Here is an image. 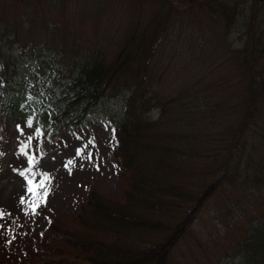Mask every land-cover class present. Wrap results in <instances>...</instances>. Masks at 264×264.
Masks as SVG:
<instances>
[{
	"label": "trees",
	"instance_id": "obj_1",
	"mask_svg": "<svg viewBox=\"0 0 264 264\" xmlns=\"http://www.w3.org/2000/svg\"><path fill=\"white\" fill-rule=\"evenodd\" d=\"M67 1L0 0V11L14 9L11 18L0 15V120L23 98L14 85L17 56L6 43L11 38L22 43L18 37L47 27L38 41L50 62L23 79L24 90L36 95L24 105L25 117L35 115L57 134L83 125L100 101L121 96L113 151L127 186L113 199L90 190L69 224L58 215L51 219L43 241L51 255L36 264H264V2L194 0L191 5L204 15L202 27L225 33L226 47L234 57L244 56L243 71H250L240 93L245 105L232 108L236 124L223 139L227 158L196 151L210 138L205 126H213L219 108L207 106L203 87L178 85L171 98H157L158 67L174 56L175 48H169L187 31L182 24H195V18L181 21L183 6L154 0L161 8L145 23L128 25L117 49L105 55L89 48L77 31L49 23ZM79 3L74 9L84 17ZM234 33L247 35L246 45H230ZM182 66L187 73V63ZM155 108L157 119L150 116ZM254 132L257 142L246 150V134ZM198 157L206 158L203 171L188 170L186 161Z\"/></svg>",
	"mask_w": 264,
	"mask_h": 264
},
{
	"label": "rangeland",
	"instance_id": "obj_2",
	"mask_svg": "<svg viewBox=\"0 0 264 264\" xmlns=\"http://www.w3.org/2000/svg\"><path fill=\"white\" fill-rule=\"evenodd\" d=\"M77 2H80L84 17L74 9ZM177 3L183 6L181 21L187 24L188 18H195V24L190 23L189 27L182 24L187 31H182L184 35L179 37V42L177 37L169 48L170 51L175 48L176 53L174 50V56L170 60L164 59L162 66L158 67L157 74L162 75V83L156 86L157 98H171L179 89L178 85L203 87L207 106L217 104L219 108L213 118V126H205L210 138L196 151L202 156L217 153L228 158L230 150L223 146V139L230 137L227 132L236 124L232 108L245 105V97L242 99L240 93L250 71H243L246 68L245 57H234L233 51L226 47L223 31L202 27L205 25L201 23L204 15L196 12L195 5L191 7L196 1L175 0ZM3 8L0 15L11 18L14 9ZM159 8L161 6L155 5L154 0H68L58 13L49 16L51 22H48L58 21L61 27L77 31L78 35L89 40V48H97L106 55L117 49L119 38L124 37L128 25H135L138 20L145 23ZM34 23L37 26L41 24L37 19ZM17 28L20 35L24 33ZM45 28H39L34 35L18 37L25 40L23 48L20 45L24 40L21 43L11 38L10 43H6V50L17 56L18 77L14 85L18 83L16 93L23 98L0 120V213H3L0 215V264H36L46 260L51 253L43 250V241L51 219L58 215L69 224L90 190L113 199L118 198L127 186L113 151L114 128L119 123L124 105L121 96L100 101L83 125L63 129L57 134L44 129L35 115L25 117L29 110H25L24 105L36 95L24 90L23 79L35 67L46 68L50 62L47 52L40 51L42 42L38 41L46 35ZM229 39L230 45L243 44L244 41L246 45L248 42L247 35L242 37L235 33ZM167 45H162L159 51ZM175 61L176 65L171 66L170 62ZM184 62L188 65L187 73L182 69ZM158 115L159 108L150 113L153 119ZM255 135L256 132L246 134V150L251 148L254 140L257 142L252 138ZM218 146L222 150H215ZM205 159L190 158L186 161L190 165L188 170L202 172V167L207 164ZM179 179L186 178L181 176ZM210 225L211 222L206 224L205 229ZM226 261L223 264H230Z\"/></svg>",
	"mask_w": 264,
	"mask_h": 264
},
{
	"label": "snow or ice",
	"instance_id": "obj_3",
	"mask_svg": "<svg viewBox=\"0 0 264 264\" xmlns=\"http://www.w3.org/2000/svg\"><path fill=\"white\" fill-rule=\"evenodd\" d=\"M21 174H23V173H21ZM30 191H31V189H29ZM0 215H3V213H0Z\"/></svg>",
	"mask_w": 264,
	"mask_h": 264
},
{
	"label": "water",
	"instance_id": "obj_4",
	"mask_svg": "<svg viewBox=\"0 0 264 264\" xmlns=\"http://www.w3.org/2000/svg\"><path fill=\"white\" fill-rule=\"evenodd\" d=\"M258 1L264 2V0H258Z\"/></svg>",
	"mask_w": 264,
	"mask_h": 264
}]
</instances>
